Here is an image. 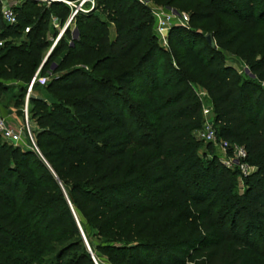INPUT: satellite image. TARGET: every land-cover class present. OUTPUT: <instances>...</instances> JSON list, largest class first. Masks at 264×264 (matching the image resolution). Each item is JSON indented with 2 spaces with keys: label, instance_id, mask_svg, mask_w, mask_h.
I'll list each match as a JSON object with an SVG mask.
<instances>
[{
  "label": "trees",
  "instance_id": "trees-1",
  "mask_svg": "<svg viewBox=\"0 0 264 264\" xmlns=\"http://www.w3.org/2000/svg\"><path fill=\"white\" fill-rule=\"evenodd\" d=\"M94 1L55 45L45 34L51 17L69 19L64 3L25 0L15 25L0 15V78L39 70L62 100H30L39 156L0 141V264H264V1L147 0L199 2L167 49L138 0ZM197 86L227 155L245 151L247 176L196 137Z\"/></svg>",
  "mask_w": 264,
  "mask_h": 264
},
{
  "label": "built area",
  "instance_id": "built-area-1",
  "mask_svg": "<svg viewBox=\"0 0 264 264\" xmlns=\"http://www.w3.org/2000/svg\"><path fill=\"white\" fill-rule=\"evenodd\" d=\"M25 0H0V15L4 24L6 25H15L17 23L16 14L14 8L18 7ZM48 2V5L51 2H62L71 9V14L67 23L64 27H69L74 18L80 13H86L92 11L95 7L94 0H75L73 2L65 0H40ZM145 6L147 1L138 0ZM152 17L154 19V31L158 39L164 44L167 45V36L170 29L174 26L188 27L189 17L186 15L177 14L175 12L167 11L159 7L150 6ZM57 22L56 19H54ZM29 28H26L24 33L27 34ZM1 46V43H0ZM241 75H247L251 78L253 76L250 74L249 69L243 65L242 69L238 71ZM32 86V84H31ZM264 88V84H262ZM199 95V94H198ZM200 96V95H199ZM203 104V124L199 130L198 138L205 143H212L217 150V155L221 162L229 169L238 168L242 176H247L252 168L245 162L246 154L245 151L238 146H233L231 154L227 155V150L230 148L226 142L217 141L215 130L213 128V122L209 119V114L211 112L210 108H207L204 100L200 96ZM212 106V105H211ZM212 108V107H211ZM29 111L26 105L23 111V120L26 124L25 127L15 128L11 126L3 117L0 116V141L2 143L19 147L23 150H31L37 154L39 151L34 142V135L31 134L29 130Z\"/></svg>",
  "mask_w": 264,
  "mask_h": 264
},
{
  "label": "rangeland",
  "instance_id": "rangeland-1",
  "mask_svg": "<svg viewBox=\"0 0 264 264\" xmlns=\"http://www.w3.org/2000/svg\"><path fill=\"white\" fill-rule=\"evenodd\" d=\"M33 1L38 3V6L41 7L40 9H43L49 6L48 2L46 1H40V0H33ZM143 1H147V0H143ZM20 5H18V7ZM146 5L149 8V10H150V6L159 7L162 9H166L167 11L175 12L181 15H186L189 17V14L194 9L197 8V6L199 5V2H196L192 5H187L186 3H176V4H173L167 7V6H164V3L155 4L154 2L147 1ZM150 14L152 15L151 10H150ZM66 23L64 25H60L58 21L55 22L54 18L51 17L48 23L47 31L45 34V39L49 41L50 44L55 45L62 38ZM222 25H226V23H222ZM71 29L73 30V26H71ZM195 29H197V31L203 34V29L201 27L198 26V27H195ZM109 31H110V37L111 39H113L114 30L112 26L110 27ZM263 34H264V31H263ZM148 35L149 37H154L155 42L158 43L159 46H161L164 49H167V45H164L155 35L154 25L151 28ZM73 36L76 37L75 33L73 34ZM22 39H24V37ZM145 44L146 45L143 47L144 50L147 48V43ZM46 56H47V51L44 52L43 58L45 59ZM57 61H59V58L55 60V62ZM242 67L243 65L240 66L239 71L242 69ZM49 80L50 78L46 74L44 76H39V70L35 72L30 82L21 81L19 79L0 78V116L3 117L6 121L8 122L13 121L14 123H16L18 127H23V128L25 127L26 129V124H25V121L23 120V111L27 105L28 111H29L28 126H29V130L31 134L33 135L37 131V128H36L34 120L32 119V113H31L32 106H31L30 100L33 99V100L42 101L48 106L62 102L60 98H57L56 96H52L47 92L46 84L49 82ZM28 151H31V150H28ZM37 155L39 156V154ZM236 191L239 194L242 193L243 191L242 182L239 180H238ZM87 231H89V229H87ZM101 241L102 240H97L95 237H93V234L92 236H89L90 243L99 244ZM87 245H88V242H87ZM100 264H109V263L107 262L105 258H100Z\"/></svg>",
  "mask_w": 264,
  "mask_h": 264
},
{
  "label": "crops",
  "instance_id": "crops-1",
  "mask_svg": "<svg viewBox=\"0 0 264 264\" xmlns=\"http://www.w3.org/2000/svg\"><path fill=\"white\" fill-rule=\"evenodd\" d=\"M112 28L114 30V27L113 26H112ZM225 57H226L227 64L229 66H231L232 68H234L235 70L239 71V68H240L241 65H243V63L240 60H238L237 58H234V57L230 56L229 54H225ZM196 92L202 97V99L204 100V103H205L206 107L211 109V112H210L208 118L211 119L212 122H213L212 108H211L212 107L211 106L212 104H211V101L209 100V98L207 96L206 91L203 88L197 86L196 87ZM8 123L11 126H13V127L18 128V126L16 125V123H14L13 121H9ZM195 135H196V137H198L199 131H196Z\"/></svg>",
  "mask_w": 264,
  "mask_h": 264
},
{
  "label": "water",
  "instance_id": "water-1",
  "mask_svg": "<svg viewBox=\"0 0 264 264\" xmlns=\"http://www.w3.org/2000/svg\"><path fill=\"white\" fill-rule=\"evenodd\" d=\"M66 28H67V27H66ZM66 28L64 29V31L66 30ZM205 40L207 41V43L209 44V46H210L211 48H213V49L216 48L215 43H214V40H213L211 34H207V35H205ZM52 49H53V48H52ZM52 49H51V51H52ZM51 51H50L49 54L47 55L46 59H47L48 56L50 55ZM46 59H45V61H46ZM45 61H44V62H45ZM25 151H28V150H25ZM75 219H76V221H77V218H76V217H75ZM77 224L79 225L78 221H77ZM81 233H82V231H81ZM82 236H83V239H84V241H85V243H86V246H87L89 252H91L90 249H89V247H88V245H87V242H86V239H85L83 233H82ZM93 261L95 262V264H97L94 258H93Z\"/></svg>",
  "mask_w": 264,
  "mask_h": 264
}]
</instances>
